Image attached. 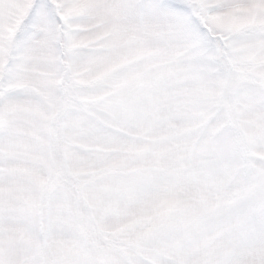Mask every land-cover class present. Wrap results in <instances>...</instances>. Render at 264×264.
<instances>
[{
	"label": "snow or ice",
	"instance_id": "obj_1",
	"mask_svg": "<svg viewBox=\"0 0 264 264\" xmlns=\"http://www.w3.org/2000/svg\"><path fill=\"white\" fill-rule=\"evenodd\" d=\"M0 264H264V0H0Z\"/></svg>",
	"mask_w": 264,
	"mask_h": 264
}]
</instances>
